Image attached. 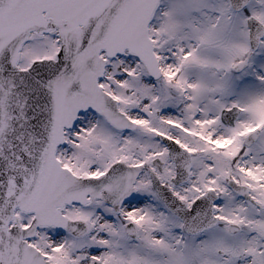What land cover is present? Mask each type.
Masks as SVG:
<instances>
[{"label": "snow or ice", "instance_id": "obj_1", "mask_svg": "<svg viewBox=\"0 0 264 264\" xmlns=\"http://www.w3.org/2000/svg\"><path fill=\"white\" fill-rule=\"evenodd\" d=\"M0 264H264V0H0Z\"/></svg>", "mask_w": 264, "mask_h": 264}]
</instances>
